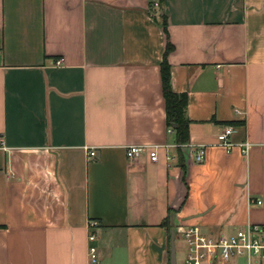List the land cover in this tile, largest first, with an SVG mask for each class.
<instances>
[{"label":"crops","instance_id":"1","mask_svg":"<svg viewBox=\"0 0 264 264\" xmlns=\"http://www.w3.org/2000/svg\"><path fill=\"white\" fill-rule=\"evenodd\" d=\"M162 17L187 96L184 176ZM0 138V264H90V234L97 264H170L171 230L184 264L187 227L264 226V0H0ZM133 146L157 161L129 160Z\"/></svg>","mask_w":264,"mask_h":264},{"label":"built area","instance_id":"2","mask_svg":"<svg viewBox=\"0 0 264 264\" xmlns=\"http://www.w3.org/2000/svg\"><path fill=\"white\" fill-rule=\"evenodd\" d=\"M61 62L56 61L55 66H59ZM168 132L172 130L168 129ZM232 133V126H226L217 136V145L226 152H230L232 148L229 142V136ZM3 146V140L0 138V147ZM248 146V144L243 145L242 153L247 152ZM141 150H146L151 162L157 161V147H129L126 157L131 160ZM86 157L88 160L95 159L96 152L88 150ZM204 159L205 147L195 148V162L202 163ZM250 203L261 204L260 201H250ZM90 227H97V223H91ZM181 238L186 247L184 264H235L239 260H244L246 264H264V226L261 225H247L230 233L218 235H207L198 227H187L182 231ZM95 240L94 234L88 236L87 255L90 264H97V248L93 245Z\"/></svg>","mask_w":264,"mask_h":264},{"label":"trees","instance_id":"3","mask_svg":"<svg viewBox=\"0 0 264 264\" xmlns=\"http://www.w3.org/2000/svg\"><path fill=\"white\" fill-rule=\"evenodd\" d=\"M161 28L165 36V50L160 64V78L162 96L165 103V119L166 126L171 129L175 136V143L177 145V153L179 158V165L182 169V174H185V166L183 155L179 152L180 148L189 143V125L190 121L187 118V96L185 94H176L172 91L170 66L168 64V55L174 50L173 45L169 39L167 30V23L164 17L161 18ZM232 126V124H228ZM162 225L168 227L167 219L162 222Z\"/></svg>","mask_w":264,"mask_h":264},{"label":"water","instance_id":"4","mask_svg":"<svg viewBox=\"0 0 264 264\" xmlns=\"http://www.w3.org/2000/svg\"><path fill=\"white\" fill-rule=\"evenodd\" d=\"M175 244H174V231H170V264H175Z\"/></svg>","mask_w":264,"mask_h":264},{"label":"rangeland","instance_id":"5","mask_svg":"<svg viewBox=\"0 0 264 264\" xmlns=\"http://www.w3.org/2000/svg\"><path fill=\"white\" fill-rule=\"evenodd\" d=\"M184 246H185V244H184ZM244 261V260H243ZM241 264H244L243 262H241ZM246 264V263H245Z\"/></svg>","mask_w":264,"mask_h":264}]
</instances>
